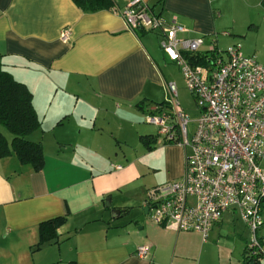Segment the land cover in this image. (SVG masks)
<instances>
[{"label":"crops","instance_id":"obj_1","mask_svg":"<svg viewBox=\"0 0 264 264\" xmlns=\"http://www.w3.org/2000/svg\"><path fill=\"white\" fill-rule=\"evenodd\" d=\"M145 1L187 29L179 36L203 37L201 51L223 39L220 49L239 43L264 62V0ZM165 56L156 34L128 31L112 10L0 0V66L32 93L40 127L26 138L44 156L39 171L13 152L0 157V264H241L250 238L242 227L221 232L233 212L206 240L147 216V190L179 179L184 166L183 149L152 136L143 120L172 80ZM58 216L66 220L57 237L36 248L39 223ZM258 236L264 252V226ZM141 245L149 248L143 258Z\"/></svg>","mask_w":264,"mask_h":264},{"label":"built area","instance_id":"obj_2","mask_svg":"<svg viewBox=\"0 0 264 264\" xmlns=\"http://www.w3.org/2000/svg\"><path fill=\"white\" fill-rule=\"evenodd\" d=\"M112 11L128 31L158 36L198 111L189 137L190 119L178 101L176 84L164 80V100L143 115L165 143L184 152L181 177L147 190L148 218L175 231L198 232L206 240L222 214L231 211L251 232L248 246L259 248L258 231L264 226V62L243 54L239 43L224 50L211 44L201 51L203 37L179 36L187 29L174 18L166 22L155 15L145 0H113ZM69 34L64 28L60 38ZM148 251V246H138L136 256L143 258Z\"/></svg>","mask_w":264,"mask_h":264},{"label":"trees","instance_id":"obj_3","mask_svg":"<svg viewBox=\"0 0 264 264\" xmlns=\"http://www.w3.org/2000/svg\"><path fill=\"white\" fill-rule=\"evenodd\" d=\"M83 12L112 10L113 0H72ZM0 127L11 136L10 141L0 128V157L14 153L18 160L39 171L44 163L40 142L26 137L40 127V120L32 104V93L21 82L0 66ZM149 147V146H148ZM150 148V147H149ZM64 216L44 220L38 225L36 248L57 237V228L65 222ZM258 244L261 247L260 238ZM244 247L241 264H262L261 248Z\"/></svg>","mask_w":264,"mask_h":264},{"label":"rangeland","instance_id":"obj_4","mask_svg":"<svg viewBox=\"0 0 264 264\" xmlns=\"http://www.w3.org/2000/svg\"><path fill=\"white\" fill-rule=\"evenodd\" d=\"M227 45V42L225 40H221L219 42V46L218 48H223ZM160 49V47H159ZM161 50V49H160ZM161 52L163 53V51L161 50ZM166 57V56H165ZM167 58V57H166ZM168 63H170V61H168V58L166 59ZM173 63V62H171ZM163 71L164 73L167 75V78L172 79V81L174 80L176 87H177V96H178V101L181 105V107L186 111V113L189 116L190 119V123L187 125V130H188V135L189 137H191L192 133L194 132L195 128H196V123H195V119L198 117V111L197 108L195 106V102L194 99L191 95V93L187 90V88L185 87L183 78H182V74L180 72L179 67L174 63V64H163ZM150 125V124H149ZM1 128V127H0ZM150 128L152 132H150L151 134H153L152 136H156L157 139L159 137V139L161 140V142H163L162 138L158 135L157 133V128L153 125H150ZM1 130L3 131V133L6 136H9V133L4 129L1 128ZM167 143V142H166ZM159 155H161V152H158ZM262 165H264V162H262ZM155 186V185H154ZM153 187V186H152ZM150 187V188H152ZM228 215V214H227ZM243 228L244 233L243 235L245 237L251 238V232L248 230V228L245 226V224L236 217V220H234L230 226H228L227 224L223 227V229L221 230L222 233L225 232H231L233 230L239 229V228ZM250 235V236H249ZM249 242V240H248Z\"/></svg>","mask_w":264,"mask_h":264},{"label":"water","instance_id":"obj_5","mask_svg":"<svg viewBox=\"0 0 264 264\" xmlns=\"http://www.w3.org/2000/svg\"><path fill=\"white\" fill-rule=\"evenodd\" d=\"M106 205L109 206V198L106 199ZM145 210H146V208H145ZM112 211H113L114 213H117V214L119 213V211L116 210V209H114V210H112Z\"/></svg>","mask_w":264,"mask_h":264}]
</instances>
